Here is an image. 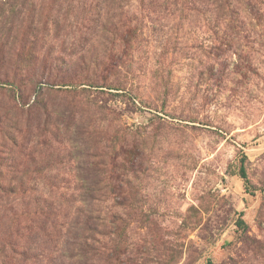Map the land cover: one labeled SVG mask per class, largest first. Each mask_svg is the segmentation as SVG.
Returning a JSON list of instances; mask_svg holds the SVG:
<instances>
[{"label": "rangeland", "instance_id": "rangeland-1", "mask_svg": "<svg viewBox=\"0 0 264 264\" xmlns=\"http://www.w3.org/2000/svg\"><path fill=\"white\" fill-rule=\"evenodd\" d=\"M0 264H264V0H0Z\"/></svg>", "mask_w": 264, "mask_h": 264}]
</instances>
